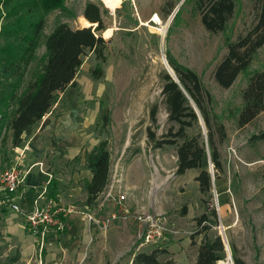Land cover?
I'll use <instances>...</instances> for the list:
<instances>
[{
	"label": "rangeland",
	"instance_id": "1",
	"mask_svg": "<svg viewBox=\"0 0 264 264\" xmlns=\"http://www.w3.org/2000/svg\"><path fill=\"white\" fill-rule=\"evenodd\" d=\"M88 1L99 5L106 27L100 31L108 41L105 77L91 78L90 67L96 61L87 53L76 77L77 86L59 93L51 109L56 117L63 109H83L90 124L79 123L82 127L79 131L84 128L93 142L99 141L94 129L99 109L107 106L112 115L108 135L112 167L119 158L127 163L134 159L143 173L141 177L137 171L132 174L134 186L130 190L132 194L126 203V212L120 211L119 206L112 207L107 213L98 206L91 208L100 221H113L105 228L108 230L106 248L102 247L97 256L95 250L85 246L86 256L82 262L74 259L76 262L71 264H131L136 252L155 248L168 251L160 255L161 261L173 258L179 264H194L205 233L210 237L220 235L224 242L223 262L218 264L230 260L235 264L233 252L247 264H264V140L251 139L254 134L264 131V111L250 124L238 126L235 114L242 105L246 75L241 74L229 88L222 87L214 77L217 65L227 53V37L236 40L255 24L258 0H235L236 9L226 30L218 33L205 28L200 13L194 8V0L186 3L185 0H64L61 7L46 16L45 34L60 22H66L72 28L85 25L83 11ZM171 4L175 8L170 13ZM181 6V18L175 23L174 17ZM154 15L160 17L162 25L151 21ZM167 53L199 74L213 97L209 108L216 115L214 121L225 126L226 138L218 143L223 165L218 177L208 150L203 158V169L211 170L213 166L215 180L209 194H202L195 180L200 169H189L182 175L176 173V146L152 148L148 141L149 111L154 103L158 104V125L153 127L157 135L166 132L171 125L160 79V73L166 69L164 55L167 59ZM44 54L45 46L40 45L33 67ZM263 66L264 46L257 52L251 69ZM205 131L206 127L202 126L204 136ZM216 138L218 140L217 134ZM12 157L9 137L6 148L0 152V177ZM50 157L45 161L47 172L51 170L48 168ZM123 176L124 186L128 182L126 170ZM115 181L111 172L99 202L118 199L120 193ZM21 208L19 212L0 210V264H7L12 257H18L15 264L26 263L19 235L23 232L31 234L26 222L30 209L23 202ZM115 211L117 217L111 219ZM143 211L165 218L164 235L157 243L141 244L136 215ZM203 213L211 219L206 222L209 226L206 232L204 224L200 225L196 220ZM47 237L45 244L35 238L33 257H37V261L32 260L30 264H51L52 260L46 259L49 253Z\"/></svg>",
	"mask_w": 264,
	"mask_h": 264
},
{
	"label": "trees",
	"instance_id": "2",
	"mask_svg": "<svg viewBox=\"0 0 264 264\" xmlns=\"http://www.w3.org/2000/svg\"><path fill=\"white\" fill-rule=\"evenodd\" d=\"M63 1L0 0V152L6 148L9 137L11 148L21 145L34 125L51 109L59 93L77 86L76 77L87 53L96 61L90 67L91 78L105 77L108 41L100 32L106 27L101 9L95 2L88 1L83 11L85 25L93 22L97 23L95 27L72 28L68 23L60 22L45 34L46 16L61 7ZM194 3L203 25L213 33L226 30L236 9L235 0H194ZM174 8L171 4L168 12ZM181 13L182 6L174 17L175 23L180 20ZM225 44L227 53L217 65L214 77L222 87L229 88L241 74L246 75L242 105L235 114L237 125L243 127L264 111V66L251 69L257 52L264 46V0H258L255 24L236 40L227 37ZM40 45L45 46V54L33 67ZM167 59L178 79L166 69L160 73L161 93L171 125L166 132L157 135L153 127L158 125V104L154 103L149 111L148 141L152 148L176 146V173L182 175L189 169H200L195 180L201 193L209 194L212 175L202 168L203 158L208 150L218 177V172L223 170L218 143L226 138L225 126L222 122L215 123L216 115L209 108L213 97L199 74L168 53ZM200 118L207 129L206 136ZM111 122V110L101 106L94 128L98 143L91 150H82L70 161L80 162L84 157V166L91 172V179L83 181V190L87 194L83 203L90 208L97 206L100 194L110 181L112 160L108 135ZM251 139L264 140V131L254 134ZM43 190L48 198L57 200V181L50 178L45 186L24 192L22 202L31 209ZM196 220L200 225L204 224V231L209 228L206 222L211 219L207 213ZM224 248L220 235L210 237L205 233L194 264H218L224 258ZM167 252L162 248L139 251L134 254L131 264H179L173 258L161 261L160 255ZM17 260L18 257H12L7 264H15ZM233 260L235 264H247L234 252Z\"/></svg>",
	"mask_w": 264,
	"mask_h": 264
},
{
	"label": "crops",
	"instance_id": "3",
	"mask_svg": "<svg viewBox=\"0 0 264 264\" xmlns=\"http://www.w3.org/2000/svg\"><path fill=\"white\" fill-rule=\"evenodd\" d=\"M53 113L54 110L49 109L45 116L34 125L32 132L25 136L24 142H28L31 149L24 160L23 166L27 176L22 192L45 186L50 178L57 181L56 201L70 210L71 219L65 231L48 233L46 245L49 247V253L46 259H51V264H71L76 262L74 259L82 262L86 256L85 246L95 250V255L98 256L101 248H106L107 245V228L105 229L99 221L87 219L85 215L90 207L83 203L87 197L83 190V181L91 179V172L84 166V157L80 162H70L84 146H86L85 149L90 150L98 141L91 142V137L84 128L79 131L82 128L79 123L90 124V118L83 109H63L61 113H58V117ZM49 155L51 157L48 168L51 170L47 172L45 161ZM112 166L111 172L115 177L126 170L128 182L124 184V187L129 191L134 186L131 178L134 171H137L140 177L143 173L142 170H138L140 165L134 159L127 163L119 158L114 168ZM102 203L105 207L100 206L101 211L107 213L111 210V203L107 200ZM98 204L100 205L99 201ZM112 222L110 221L109 224ZM19 237L25 264H30L32 260L37 261V257H33L36 251L34 243L36 237L26 232Z\"/></svg>",
	"mask_w": 264,
	"mask_h": 264
},
{
	"label": "built area",
	"instance_id": "4",
	"mask_svg": "<svg viewBox=\"0 0 264 264\" xmlns=\"http://www.w3.org/2000/svg\"><path fill=\"white\" fill-rule=\"evenodd\" d=\"M156 18H158V15L151 17V21L155 22ZM30 149L31 146L28 142H23L21 145L13 147L11 162L0 177V210L8 209L13 212H19L22 209L21 202L24 194L22 186L27 176L23 165L27 152ZM123 181V173H120L117 175L115 181V186L120 194L118 195V199L109 203L112 204L113 208L119 206L120 211L126 212V203L132 193L123 186ZM104 201H100V205H97L98 208L104 206L102 203ZM85 215L87 219L101 222L104 228L109 226V222L100 221L91 208H88ZM116 217L115 211L112 213L111 219H115ZM70 219V210L66 206L57 203L56 200L48 198L45 190L40 193L39 198L26 215L27 227L30 233L38 241H41L42 244L46 243L49 231H55L56 233L65 231L69 226ZM136 220L142 245L157 243L162 239L165 230V218L162 215L143 211L136 215Z\"/></svg>",
	"mask_w": 264,
	"mask_h": 264
},
{
	"label": "water",
	"instance_id": "5",
	"mask_svg": "<svg viewBox=\"0 0 264 264\" xmlns=\"http://www.w3.org/2000/svg\"><path fill=\"white\" fill-rule=\"evenodd\" d=\"M91 24H90V26H93V27H95L96 25H97V23H93V22H90ZM90 26H86V27H90ZM102 34V36L104 37V35H103V32L101 33ZM105 38V37H104ZM164 59H165V61H166V69H167V71L178 81V79H177V76H176V74H175V72H174V70H173V68L170 66V64L168 63V60L166 59V57H165V55H164ZM200 123L202 124V126H203V128L205 129V124H204V121H203V119L202 118H200ZM205 133H206V131H205ZM213 166L211 167V170H209V172L211 173V175H212V181L214 182V180H215V178H214V172H213ZM231 254V253H230ZM231 258H232V256H231Z\"/></svg>",
	"mask_w": 264,
	"mask_h": 264
},
{
	"label": "bare ground",
	"instance_id": "6",
	"mask_svg": "<svg viewBox=\"0 0 264 264\" xmlns=\"http://www.w3.org/2000/svg\"><path fill=\"white\" fill-rule=\"evenodd\" d=\"M118 2L119 0H108V2ZM156 24L157 25H159V24H163V22H162V20L160 19V17L158 16V18H156ZM147 24V23H146ZM85 26H90V25H85ZM152 27V26H151ZM104 35V34H103ZM105 37V36H104ZM106 38V37H105ZM166 62V61H165ZM169 63V62H168ZM227 248H228V244H227ZM229 249V248H228ZM219 262H223V261H219ZM226 264H233L232 262H231V260L229 261V262H226Z\"/></svg>",
	"mask_w": 264,
	"mask_h": 264
}]
</instances>
